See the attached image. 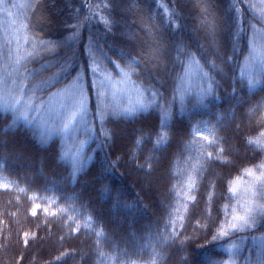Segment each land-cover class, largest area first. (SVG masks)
Here are the masks:
<instances>
[{"label": "trees", "instance_id": "obj_1", "mask_svg": "<svg viewBox=\"0 0 264 264\" xmlns=\"http://www.w3.org/2000/svg\"><path fill=\"white\" fill-rule=\"evenodd\" d=\"M4 2L30 88L83 82L93 138L74 163L61 135L0 108V264H264V0ZM92 59L146 104L97 116Z\"/></svg>", "mask_w": 264, "mask_h": 264}, {"label": "rangeland", "instance_id": "obj_2", "mask_svg": "<svg viewBox=\"0 0 264 264\" xmlns=\"http://www.w3.org/2000/svg\"><path fill=\"white\" fill-rule=\"evenodd\" d=\"M0 9L2 12V8ZM10 13L15 19V13L13 11ZM138 20L135 24L138 22L140 26L145 25L144 21ZM1 26L0 20V30L3 29ZM120 33L134 39L131 32L126 29ZM26 44H28L26 36L16 28H7L0 34V108L14 112L16 118L26 121L27 124L37 125L44 132L61 135L66 144L67 155L74 163H79L93 138L91 124L88 123L91 108L86 87L79 84L83 83L79 80L78 84L67 85L60 90L46 87L39 92L34 87L30 88L24 71L19 69L21 60L25 61L30 55L29 52L23 51ZM149 61L153 62L152 58ZM90 66L89 84L100 90L97 94L98 99L95 95L96 111L99 109L100 112V107H106L111 102L124 103L128 109H133L137 104V106L146 104L143 88L125 69L118 66L116 72L110 71L99 60L93 59ZM191 67L194 70H187L190 78L205 77L206 72L202 66L192 64ZM207 76H211L210 71ZM206 84L204 80L199 81L193 87L194 91L195 89L202 91ZM167 120L168 117L165 118V122ZM243 188L248 190L249 183ZM249 207L253 209L247 211L248 218L253 215L254 210L261 207V204L257 202L250 204ZM244 223L245 221L243 223L240 220L236 221L237 225Z\"/></svg>", "mask_w": 264, "mask_h": 264}, {"label": "snow or ice", "instance_id": "obj_3", "mask_svg": "<svg viewBox=\"0 0 264 264\" xmlns=\"http://www.w3.org/2000/svg\"><path fill=\"white\" fill-rule=\"evenodd\" d=\"M13 7H16V5L14 4ZM0 8H3L4 11L8 15H11L10 10L7 8V5L5 4L4 0H0ZM248 70L251 71V69H248ZM244 71H245V69L242 67L241 68V74L242 75H243ZM258 72H259V74L261 76H264V59H262L261 62H260ZM96 115L97 116L99 115V109H97ZM260 135L264 136V132H261ZM257 191L259 192L260 196L262 198H264V184L260 185V187L258 188ZM35 214H36V212H35V209H34L33 210V215H35ZM244 219H245L244 217L236 216L235 214L233 215V221L240 220L243 223ZM249 219H251V217H249ZM261 220H262V222H264V214H262ZM233 228H235V224H233ZM218 235L220 237H223V236L226 235V233L224 231H221Z\"/></svg>", "mask_w": 264, "mask_h": 264}]
</instances>
